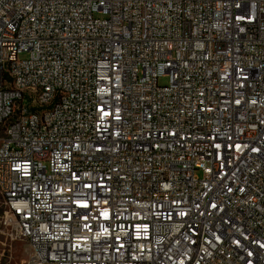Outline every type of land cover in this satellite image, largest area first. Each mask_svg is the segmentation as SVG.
<instances>
[{
  "label": "built area",
  "instance_id": "obj_1",
  "mask_svg": "<svg viewBox=\"0 0 264 264\" xmlns=\"http://www.w3.org/2000/svg\"><path fill=\"white\" fill-rule=\"evenodd\" d=\"M0 204L28 264H264V0H0Z\"/></svg>",
  "mask_w": 264,
  "mask_h": 264
},
{
  "label": "rangeland",
  "instance_id": "obj_2",
  "mask_svg": "<svg viewBox=\"0 0 264 264\" xmlns=\"http://www.w3.org/2000/svg\"><path fill=\"white\" fill-rule=\"evenodd\" d=\"M27 54L18 55V60H26ZM167 77L159 78L158 85L166 86ZM198 177L200 173H196ZM4 209L0 204V219L3 216ZM30 250L25 241L14 237V230L5 228L0 223V264H28Z\"/></svg>",
  "mask_w": 264,
  "mask_h": 264
},
{
  "label": "bare ground",
  "instance_id": "obj_3",
  "mask_svg": "<svg viewBox=\"0 0 264 264\" xmlns=\"http://www.w3.org/2000/svg\"><path fill=\"white\" fill-rule=\"evenodd\" d=\"M151 140L155 148H164L168 145V136L165 135L164 131H154L151 133Z\"/></svg>",
  "mask_w": 264,
  "mask_h": 264
}]
</instances>
